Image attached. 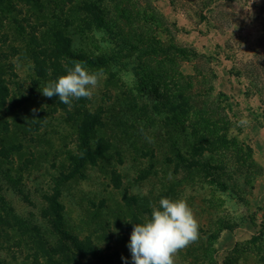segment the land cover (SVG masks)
I'll return each instance as SVG.
<instances>
[{
  "label": "rangeland",
  "instance_id": "374dc122",
  "mask_svg": "<svg viewBox=\"0 0 264 264\" xmlns=\"http://www.w3.org/2000/svg\"><path fill=\"white\" fill-rule=\"evenodd\" d=\"M142 1L155 8L165 23L166 34L176 44L199 55L198 67L205 80L201 76L197 81L205 87L213 84L216 91L231 98L236 125L255 162L244 190L239 196L233 195L232 190L222 191L210 179H200L196 169L186 172L183 162L170 152L163 124L147 127L141 121L130 139L124 138L114 123L115 112L121 107L114 97L120 91L119 82L106 84L105 73L88 69L101 73L90 98L91 108L117 106L112 114H103L106 127L90 136L91 153L84 154L76 173L67 177L71 169L68 155L82 152L76 147L78 135L64 112L42 95L46 81L35 77L25 41L15 25L6 22L1 34H8L9 39L0 53H10L12 46L19 50L7 61L2 60L0 69L6 71L4 62L13 64L17 77L16 84L8 86V101L11 104L14 99L12 105L16 106L9 112L4 108L0 117L16 125L12 140L20 142L22 150L0 158V195L17 215L45 228L47 219L42 211L48 205L44 195L58 190L55 195L62 208V228L89 242L103 259L87 257L82 264H131L127 244L132 226L149 218L150 205L158 204L161 198L186 199L199 225L198 239L175 254L174 264H264V241L260 244L257 239L264 234V163L255 149L257 141L264 143V101H260L250 79L228 74L234 67L250 66V62L259 66L257 57L264 54V0H219L216 11L205 16L195 7L200 0ZM78 34L73 36L75 49L96 54L112 46L101 31L92 39ZM142 64L140 71L130 65L118 74L124 88L149 81L141 78L148 68ZM208 69L215 78L207 74ZM180 70L186 76L194 75V64L184 61ZM4 76L7 78L8 72ZM34 80L37 83L33 85ZM97 139L105 141L107 151L104 141L96 144ZM258 152H264V145ZM60 172L64 175L56 185L54 179ZM7 256L12 257L2 252L0 258Z\"/></svg>",
  "mask_w": 264,
  "mask_h": 264
},
{
  "label": "trees",
  "instance_id": "16d2710c",
  "mask_svg": "<svg viewBox=\"0 0 264 264\" xmlns=\"http://www.w3.org/2000/svg\"><path fill=\"white\" fill-rule=\"evenodd\" d=\"M218 4L219 0H200L195 7L205 16L216 11ZM6 22L15 25L25 41L37 79L56 80L65 75L66 68L73 67L74 62H81L88 70L105 73L106 84L110 80L119 82L120 91L114 97L121 107L115 112L114 123L124 138L130 139L141 121L147 127L163 124L170 152L183 162L186 172L196 169L200 179H210L211 184L222 191L230 189L238 196L249 183L247 179L255 169V162L251 147L242 139L240 127L236 125L231 98L216 91L213 84L205 87L197 81L201 76L202 81L205 80L203 70L198 67L199 55L192 48L176 44L174 38L166 34L165 23L156 15L151 3L142 0H0V47L9 39L8 34H1ZM99 31L105 34L112 45L110 48L96 54L75 49V34L92 39ZM18 50L12 46L10 53L1 52L0 68L1 61L15 56ZM257 59L259 66L250 62V66L234 67L228 74L250 79L260 101H264V54ZM187 60L194 64V75L186 76L180 70L181 63ZM141 62L148 67L141 76L149 80L148 85L138 81L135 87L124 88L118 74L130 65L136 72L140 71L144 66ZM4 63L6 71L0 69V113L4 108L9 112L16 106L12 105L14 99L11 104L8 101L11 96L8 86L16 84L17 76L13 73V64ZM5 72H8L7 78ZM207 74L215 78L210 69ZM35 80L33 85L37 83ZM51 99L78 135L76 147L82 150L81 155H68L71 169L66 176L72 177L83 163V155L91 153L90 136L106 127L103 114H112L117 105L91 108L90 98H81L73 99L68 106L60 103L57 96ZM15 126L0 117V158L7 159L22 150V144L12 140ZM102 141L97 139L96 144L101 145ZM62 175L60 172L55 177L56 185ZM55 194L44 195L48 205L42 211L47 219L45 228L17 215L0 195V255L2 252L12 255L11 259L0 258V264H82L87 257L103 260L89 242L77 239L62 228V208ZM257 239L263 243L264 234Z\"/></svg>",
  "mask_w": 264,
  "mask_h": 264
},
{
  "label": "clouds",
  "instance_id": "9594fccd",
  "mask_svg": "<svg viewBox=\"0 0 264 264\" xmlns=\"http://www.w3.org/2000/svg\"><path fill=\"white\" fill-rule=\"evenodd\" d=\"M100 74L74 62L65 75L46 82L41 93L48 98L57 96L60 103L71 106L73 99L92 97ZM150 207V217L132 226L127 244L131 264H174L175 254L198 239V222L186 199L161 198Z\"/></svg>",
  "mask_w": 264,
  "mask_h": 264
},
{
  "label": "crops",
  "instance_id": "0c3cea01",
  "mask_svg": "<svg viewBox=\"0 0 264 264\" xmlns=\"http://www.w3.org/2000/svg\"><path fill=\"white\" fill-rule=\"evenodd\" d=\"M263 145H264V143L260 142V141H257L255 144L256 156L259 160H261L262 163H264V158L262 157V156H264V152H258V150H260Z\"/></svg>",
  "mask_w": 264,
  "mask_h": 264
}]
</instances>
